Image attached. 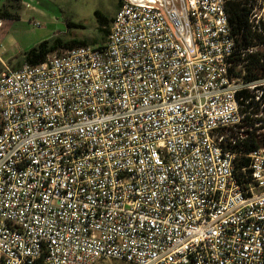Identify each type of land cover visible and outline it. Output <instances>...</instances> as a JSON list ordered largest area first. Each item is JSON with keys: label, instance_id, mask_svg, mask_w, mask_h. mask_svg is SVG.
Instances as JSON below:
<instances>
[{"label": "built area", "instance_id": "2783aa9c", "mask_svg": "<svg viewBox=\"0 0 264 264\" xmlns=\"http://www.w3.org/2000/svg\"><path fill=\"white\" fill-rule=\"evenodd\" d=\"M226 2L123 0L104 44L0 75V264H264Z\"/></svg>", "mask_w": 264, "mask_h": 264}, {"label": "trees", "instance_id": "16d2710c", "mask_svg": "<svg viewBox=\"0 0 264 264\" xmlns=\"http://www.w3.org/2000/svg\"><path fill=\"white\" fill-rule=\"evenodd\" d=\"M257 2L258 0H227L226 2V10L238 50L246 51L244 56L241 53L236 55L234 59L236 62L232 67V71L236 77H243L247 81L264 78V23L260 22L259 30L252 22V13ZM121 5L122 2L119 5V9ZM98 16L100 17L99 14ZM4 17L16 18L15 15L8 12L7 5L0 10V19ZM113 20L114 19H111L110 22L102 20V30L104 32L103 40L105 42L109 36ZM68 26L71 28L75 25L73 23H68ZM87 45L88 44L85 42H64L61 39H55L53 41L44 40L28 51H25L23 56L26 64L38 65L43 63L48 56L62 49H72L76 46ZM253 48H256V50L247 52V50ZM238 65H242L244 69H239L237 67ZM241 95L249 99L246 110L250 112V116H254L250 120L254 123L264 122V117L261 116L262 114L264 116V108H262V104L256 100V95L248 91H243ZM261 99L264 102V90ZM260 138L261 137L256 135L255 132H249L243 138H238L237 145L231 147L232 152L242 154V156L238 157V167H248L250 165V158L248 155L264 145V143L260 141Z\"/></svg>", "mask_w": 264, "mask_h": 264}, {"label": "rangeland", "instance_id": "374dc122", "mask_svg": "<svg viewBox=\"0 0 264 264\" xmlns=\"http://www.w3.org/2000/svg\"><path fill=\"white\" fill-rule=\"evenodd\" d=\"M123 0H8L7 7L15 11L21 10V30L29 39L53 41L61 39L64 42H85L87 46L102 45L104 32L102 20L110 22L116 16L119 5ZM258 14L264 7V0H258ZM100 15V17L98 16ZM39 21L42 28H35L32 22ZM68 23L75 26L69 27ZM104 29V28H103ZM42 42V41H41ZM6 47L11 43L6 41ZM79 47V46H76ZM70 49H62L50 56H61ZM255 127L256 129H261ZM242 135L255 132L264 143V132L259 134L253 129H239ZM105 264H126L120 260L107 261Z\"/></svg>", "mask_w": 264, "mask_h": 264}, {"label": "crops", "instance_id": "0c3cea01", "mask_svg": "<svg viewBox=\"0 0 264 264\" xmlns=\"http://www.w3.org/2000/svg\"><path fill=\"white\" fill-rule=\"evenodd\" d=\"M8 0H0V10L6 6ZM8 12L15 15L16 18L4 17L3 26L0 31V42L2 44V49L0 51V75L7 69H19L25 62L23 53L33 48L35 45L40 43L41 40L36 42L28 41L29 37L22 32L21 25L22 16L21 10L15 11L11 6L8 7ZM8 41L11 43L10 47H6L4 43Z\"/></svg>", "mask_w": 264, "mask_h": 264}]
</instances>
